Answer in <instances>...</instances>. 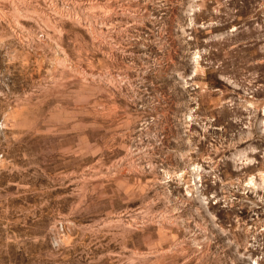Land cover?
I'll use <instances>...</instances> for the list:
<instances>
[{
    "label": "rangeland",
    "instance_id": "1",
    "mask_svg": "<svg viewBox=\"0 0 264 264\" xmlns=\"http://www.w3.org/2000/svg\"><path fill=\"white\" fill-rule=\"evenodd\" d=\"M0 264H264V0H0Z\"/></svg>",
    "mask_w": 264,
    "mask_h": 264
}]
</instances>
